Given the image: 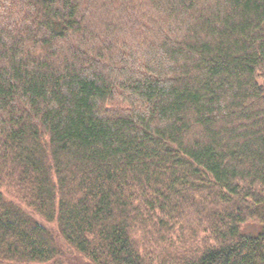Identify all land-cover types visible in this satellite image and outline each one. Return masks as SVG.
<instances>
[{"label":"trees","instance_id":"obj_1","mask_svg":"<svg viewBox=\"0 0 264 264\" xmlns=\"http://www.w3.org/2000/svg\"><path fill=\"white\" fill-rule=\"evenodd\" d=\"M68 252L264 264V0H0V264Z\"/></svg>","mask_w":264,"mask_h":264},{"label":"rangeland","instance_id":"obj_2","mask_svg":"<svg viewBox=\"0 0 264 264\" xmlns=\"http://www.w3.org/2000/svg\"><path fill=\"white\" fill-rule=\"evenodd\" d=\"M260 230H261V225L257 221L249 222L245 226V231L247 233H250V234H257ZM67 257H68V261L71 262V264H73V263H82L84 261V259L80 258L79 256H77V255H75V254H73L71 252L67 253Z\"/></svg>","mask_w":264,"mask_h":264}]
</instances>
